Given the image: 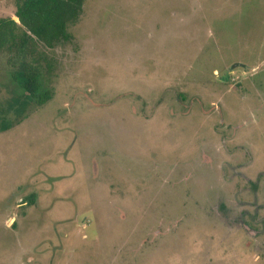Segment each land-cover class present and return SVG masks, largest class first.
Masks as SVG:
<instances>
[{"label":"rangeland","instance_id":"374dc122","mask_svg":"<svg viewBox=\"0 0 264 264\" xmlns=\"http://www.w3.org/2000/svg\"><path fill=\"white\" fill-rule=\"evenodd\" d=\"M69 32L0 130V264H264V0H85Z\"/></svg>","mask_w":264,"mask_h":264},{"label":"trees","instance_id":"16d2710c","mask_svg":"<svg viewBox=\"0 0 264 264\" xmlns=\"http://www.w3.org/2000/svg\"><path fill=\"white\" fill-rule=\"evenodd\" d=\"M85 0H14V16L0 17V55L18 59L7 78L20 92L1 111L0 130L19 124L30 106L42 105L50 94L41 89L42 48L71 39L69 25L81 15ZM3 118H8L7 120ZM33 196L27 197L32 202Z\"/></svg>","mask_w":264,"mask_h":264}]
</instances>
